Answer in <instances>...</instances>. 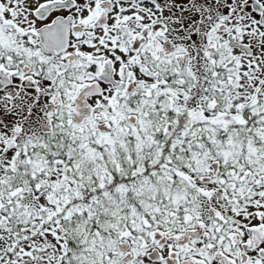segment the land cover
I'll return each instance as SVG.
<instances>
[{
    "label": "snow or ice",
    "instance_id": "obj_1",
    "mask_svg": "<svg viewBox=\"0 0 264 264\" xmlns=\"http://www.w3.org/2000/svg\"><path fill=\"white\" fill-rule=\"evenodd\" d=\"M0 264H264V0H0Z\"/></svg>",
    "mask_w": 264,
    "mask_h": 264
}]
</instances>
